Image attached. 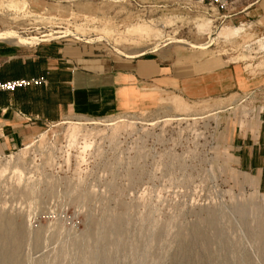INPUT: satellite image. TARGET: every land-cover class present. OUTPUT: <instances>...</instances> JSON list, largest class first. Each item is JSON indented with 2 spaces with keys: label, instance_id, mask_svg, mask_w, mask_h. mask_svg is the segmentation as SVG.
Wrapping results in <instances>:
<instances>
[{
  "label": "rangeland",
  "instance_id": "374dc122",
  "mask_svg": "<svg viewBox=\"0 0 264 264\" xmlns=\"http://www.w3.org/2000/svg\"><path fill=\"white\" fill-rule=\"evenodd\" d=\"M12 32L0 41L218 58L254 87L66 114L23 145L0 144V264H264V192L224 143L264 104V0H0V33Z\"/></svg>",
  "mask_w": 264,
  "mask_h": 264
},
{
  "label": "crops",
  "instance_id": "0c3cea01",
  "mask_svg": "<svg viewBox=\"0 0 264 264\" xmlns=\"http://www.w3.org/2000/svg\"><path fill=\"white\" fill-rule=\"evenodd\" d=\"M9 42V41H8ZM0 41V80L45 77L38 86L0 92V144L16 148L46 123L66 114L99 117L150 110L161 100L223 99L253 81L218 58L177 61L167 51L137 56L101 53L93 46L51 42L15 47ZM245 85V86H246ZM239 93V92H238ZM228 125L231 166L264 192V104Z\"/></svg>",
  "mask_w": 264,
  "mask_h": 264
},
{
  "label": "built area",
  "instance_id": "2783aa9c",
  "mask_svg": "<svg viewBox=\"0 0 264 264\" xmlns=\"http://www.w3.org/2000/svg\"><path fill=\"white\" fill-rule=\"evenodd\" d=\"M45 82V77H30V78H17L10 80H0V92H14L18 88H26L31 86H38ZM254 111L249 109L248 114ZM247 114V115H248ZM90 117V116H88Z\"/></svg>",
  "mask_w": 264,
  "mask_h": 264
},
{
  "label": "bare ground",
  "instance_id": "6f19581e",
  "mask_svg": "<svg viewBox=\"0 0 264 264\" xmlns=\"http://www.w3.org/2000/svg\"><path fill=\"white\" fill-rule=\"evenodd\" d=\"M11 6V5H9ZM45 36V35H44ZM16 38H19V36L17 35H14L13 32L12 34H8V33H0V39H7V40H14ZM32 39V38H31ZM36 40V39H34ZM40 40V39H39ZM37 41V40H36ZM18 245V244H17ZM17 248V247H16ZM15 258L14 256H11L9 255V257H4V261H3V264H13L15 262Z\"/></svg>",
  "mask_w": 264,
  "mask_h": 264
}]
</instances>
